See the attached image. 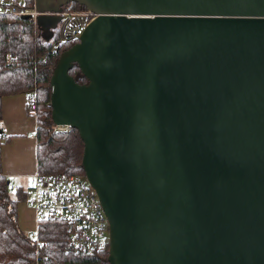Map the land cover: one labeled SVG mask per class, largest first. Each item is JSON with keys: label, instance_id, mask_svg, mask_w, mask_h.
Segmentation results:
<instances>
[{"label": "water", "instance_id": "1", "mask_svg": "<svg viewBox=\"0 0 264 264\" xmlns=\"http://www.w3.org/2000/svg\"><path fill=\"white\" fill-rule=\"evenodd\" d=\"M70 2L95 18L52 67L50 120L82 141L108 264H264V0Z\"/></svg>", "mask_w": 264, "mask_h": 264}, {"label": "trees", "instance_id": "2", "mask_svg": "<svg viewBox=\"0 0 264 264\" xmlns=\"http://www.w3.org/2000/svg\"><path fill=\"white\" fill-rule=\"evenodd\" d=\"M73 8L84 9L75 3ZM71 45H62L57 53L51 54L48 43L39 37L30 19L0 16V122L2 97L35 92L36 171L42 175L83 176V145L77 132L70 129L68 133H56L50 120L52 67L59 54ZM6 55H9V63H6ZM68 74L76 83H86L76 65ZM7 141L1 131L0 151ZM10 186V179L2 175L0 159V264H108L106 251L73 254L68 247L66 226L56 220L38 222L36 235L40 244L36 245L32 233L21 231L17 224V204L25 201L26 191L21 187L12 190Z\"/></svg>", "mask_w": 264, "mask_h": 264}, {"label": "built area", "instance_id": "3", "mask_svg": "<svg viewBox=\"0 0 264 264\" xmlns=\"http://www.w3.org/2000/svg\"><path fill=\"white\" fill-rule=\"evenodd\" d=\"M39 15H57L59 22L51 31L48 51L55 54L65 44L77 42L83 28L95 18L86 9H75L73 3L62 6L59 12H38L35 0H0V16L30 19L35 25ZM43 53L41 59L45 57ZM9 63V55L5 57ZM26 114L36 121L37 98L34 91L26 95ZM56 133H68L66 125L53 127ZM16 190V186H10ZM26 191L25 204L36 215L37 224L43 219L56 220L66 226L67 243L73 254L89 255L95 252L108 251V223L99 200L84 176H49L37 171L31 175ZM36 229L32 237L36 245Z\"/></svg>", "mask_w": 264, "mask_h": 264}, {"label": "crops", "instance_id": "4", "mask_svg": "<svg viewBox=\"0 0 264 264\" xmlns=\"http://www.w3.org/2000/svg\"><path fill=\"white\" fill-rule=\"evenodd\" d=\"M25 99V94L2 97L0 122L2 134L8 138L0 151L2 175L24 191L36 172V122L26 115ZM17 224L26 233L37 228L35 212L25 201L17 204Z\"/></svg>", "mask_w": 264, "mask_h": 264}, {"label": "rangeland", "instance_id": "5", "mask_svg": "<svg viewBox=\"0 0 264 264\" xmlns=\"http://www.w3.org/2000/svg\"><path fill=\"white\" fill-rule=\"evenodd\" d=\"M36 1L38 3V6L41 8L42 12L49 13L62 9V6H60V4L65 0H36ZM36 18H37L36 23L40 25L42 28H46V29L51 28L52 25L49 16L43 15V16H37ZM9 195L11 197H14L13 193H10Z\"/></svg>", "mask_w": 264, "mask_h": 264}]
</instances>
